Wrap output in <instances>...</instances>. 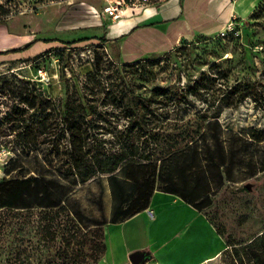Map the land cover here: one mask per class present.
Returning <instances> with one entry per match:
<instances>
[{
	"label": "rangeland",
	"instance_id": "obj_1",
	"mask_svg": "<svg viewBox=\"0 0 264 264\" xmlns=\"http://www.w3.org/2000/svg\"><path fill=\"white\" fill-rule=\"evenodd\" d=\"M167 1L0 0V46L15 44L4 31L37 40L28 48L31 54L0 55V179L39 166L35 152L26 159L30 146L19 136L23 125L14 113L19 104L9 92L36 85L54 105L87 104L86 120L94 137L109 142L114 135L124 142L133 135L141 154L154 152L159 166L156 190L176 191L201 208L217 234L208 264H232L229 242L247 241L264 230V171L244 159L262 156L264 143L248 146L233 158L228 151V140H237L234 134L264 129V86L258 101L249 95L236 107H228L227 95L232 87L263 80L264 0L248 20L234 22L226 37L220 32L197 35L133 65L111 56L98 41L56 44L113 35L117 26L108 25L114 20L152 21ZM137 105L148 134L131 121ZM63 129L62 115L52 118L39 136L38 150L47 153L54 148L52 142L63 150L68 140ZM11 158L19 159L15 168H7ZM116 176V184L103 175L76 188L71 206L79 213L77 223L67 222L66 211L47 233L44 211L35 210L27 218L17 215L10 252L0 257V264H9L7 256L17 264L23 259L26 264H95L114 225L115 207L131 191L122 170ZM66 185L59 181L54 187ZM25 220L28 227L22 231Z\"/></svg>",
	"mask_w": 264,
	"mask_h": 264
},
{
	"label": "trees",
	"instance_id": "obj_2",
	"mask_svg": "<svg viewBox=\"0 0 264 264\" xmlns=\"http://www.w3.org/2000/svg\"><path fill=\"white\" fill-rule=\"evenodd\" d=\"M90 41L105 44L109 39L105 35L101 37L92 36L68 42L59 41L56 44L69 46ZM53 48L44 53L52 52ZM21 51L23 50L0 52V55ZM2 76L0 75V78ZM263 86L264 77L263 80H255L252 84H240L232 87L227 92V95L231 97L228 100V107L239 106L249 95L258 101L263 96L261 89ZM247 89L249 92H246ZM9 92L19 104L14 109V113L18 116L17 121L23 125L19 136L25 139L26 144L30 146L26 159L31 157V152H35L34 158L39 166L34 170L24 168L28 173L19 172L22 176L0 179V257H3L6 251L10 252L9 239L13 235L14 218L18 216L27 218L35 210L44 211L42 212L43 219L47 220L49 224L47 233L51 232V228L55 226L58 217L66 211H68L67 222L69 220L72 224L77 223L79 213L71 206L74 202L72 196L76 188L103 175H110L111 181L116 184L120 182L116 176V172L119 170H122L123 182L131 185V191L126 198L127 200L121 201L115 207L111 223L124 222L146 210L156 191L176 195L199 212L204 213L201 208L193 205V202L183 194L176 191L156 190L159 171L158 160L154 159V152L141 154L140 145L136 144L133 135H131L130 140L124 142L118 140L114 135L109 142L94 137L90 133V126L86 120V115L90 110L87 104L76 102L74 104L54 105L51 101L44 99L42 91L38 90L36 85L30 83L22 88L18 86L14 90L10 88ZM20 104L25 105V107ZM137 107L138 111L133 110L134 115L131 121L135 128L148 134L151 130L141 115V107L138 105ZM61 115L64 128L62 132L63 135H68V140L64 142L63 150L60 149L59 145L56 146L52 142L54 148L43 153L37 148L40 142L39 136L45 133L44 129L49 126L52 118ZM234 135L237 140H228V151L231 158L235 157L237 153H244L248 146L253 147L264 143V129L251 128L246 136ZM109 144L110 147L106 148ZM40 152L43 156H39ZM244 159L249 162H256L261 166L260 171H264V152L258 158L254 154H250L248 158L246 156ZM18 160V158H11L7 168H15ZM25 165L24 163L23 166L25 167ZM9 174L10 171L7 170L6 175ZM226 174L230 178L231 174L228 172ZM59 181L65 182L67 185L61 189L55 188L54 184ZM27 223L26 220L21 222L22 231H26ZM228 245L232 247L229 256L232 264H264V230L247 241L229 242ZM105 251L106 243L103 240L102 256ZM5 261L9 264H17V261H12L9 256ZM21 264H26L24 259Z\"/></svg>",
	"mask_w": 264,
	"mask_h": 264
},
{
	"label": "crops",
	"instance_id": "obj_3",
	"mask_svg": "<svg viewBox=\"0 0 264 264\" xmlns=\"http://www.w3.org/2000/svg\"><path fill=\"white\" fill-rule=\"evenodd\" d=\"M261 1L168 0L152 21L127 17L110 22L109 29L117 26V31L107 33L109 41L104 47L123 64H133L172 51L197 35H215L234 19L243 23ZM4 33L15 38V44L0 46V52L23 50L18 53L31 54L27 46L35 41L32 37ZM216 240L215 228L204 213L176 195L156 191L146 210L109 228L106 251L96 264H133L131 256L137 252L146 254L141 264H208Z\"/></svg>",
	"mask_w": 264,
	"mask_h": 264
},
{
	"label": "water",
	"instance_id": "obj_4",
	"mask_svg": "<svg viewBox=\"0 0 264 264\" xmlns=\"http://www.w3.org/2000/svg\"><path fill=\"white\" fill-rule=\"evenodd\" d=\"M145 260H146V254L144 253L137 252L131 256V261L133 264H141Z\"/></svg>",
	"mask_w": 264,
	"mask_h": 264
},
{
	"label": "built area",
	"instance_id": "obj_5",
	"mask_svg": "<svg viewBox=\"0 0 264 264\" xmlns=\"http://www.w3.org/2000/svg\"><path fill=\"white\" fill-rule=\"evenodd\" d=\"M114 12V11H113ZM111 12V14L113 13ZM234 22H236V20L234 19L233 21H231L223 30L220 31V35H222L223 37H226L228 35V31H231L232 26L234 24ZM238 24V23H237ZM147 263V262H146Z\"/></svg>",
	"mask_w": 264,
	"mask_h": 264
}]
</instances>
